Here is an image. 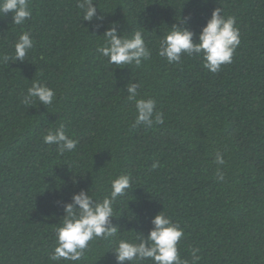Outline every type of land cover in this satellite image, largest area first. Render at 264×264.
Masks as SVG:
<instances>
[{
	"label": "trees",
	"instance_id": "trees-1",
	"mask_svg": "<svg viewBox=\"0 0 264 264\" xmlns=\"http://www.w3.org/2000/svg\"><path fill=\"white\" fill-rule=\"evenodd\" d=\"M29 3L22 25L0 15V57H9L0 60V264H52L58 202L80 190L102 200L122 174L131 188L114 204L120 231L90 241L73 264H116L118 241L138 242L161 211L183 229L177 249L188 264H264V0H92L100 28L83 21L78 0ZM216 8L240 32L231 64L210 73L195 55L177 64L158 55L179 18L198 34ZM113 23L122 35L142 31L151 56L139 67L109 65L97 51ZM24 32L34 46L15 61ZM35 81L54 90L51 105L23 103ZM130 82L137 99L156 101L163 124L132 126ZM61 125L78 142L72 152L43 142Z\"/></svg>",
	"mask_w": 264,
	"mask_h": 264
},
{
	"label": "clouds",
	"instance_id": "clouds-1",
	"mask_svg": "<svg viewBox=\"0 0 264 264\" xmlns=\"http://www.w3.org/2000/svg\"><path fill=\"white\" fill-rule=\"evenodd\" d=\"M77 6L84 11L83 21L92 23L97 21L95 27L103 26V17L97 16V8L92 0H78ZM11 13L12 21L16 25H22L30 19L32 12L29 0H0V15ZM190 17L178 19L165 35L159 45L158 55L166 59L169 64H177L182 55L189 57L195 55L202 59V66L210 73H217L223 65L231 64L233 54L240 44V32L234 16H225L220 8L211 12L198 34L190 31L186 25ZM118 25L113 23L103 32L104 45L97 48L101 56L107 59L109 65L117 68L134 65L139 67L143 61L151 56V49L145 44L142 31H135L130 36L122 35L117 31ZM195 36V42H194ZM34 46L29 32L22 33L14 44V60L24 61L25 57ZM8 56L0 57L7 61ZM140 85L128 83L126 91L127 99L134 102L136 116L133 127H151L154 124L164 123L163 113L157 110L154 99H137ZM56 98L53 89L35 81L27 89L23 103L29 105L36 101L38 105H51ZM43 142L56 145L61 154L72 152L77 141L65 134L64 126L49 130L43 137ZM215 163L224 165L223 154L217 151ZM153 168L157 164L152 165ZM217 180L223 181L224 174L217 168ZM131 188V177L119 175L110 182L108 195L102 200H94L89 191L80 190L71 196L68 203L58 202L63 209V216L59 226L55 228L56 246L49 256L52 264H58L64 260L68 264L78 262L84 256L90 241L94 239L108 240L115 237L120 231L112 221L114 219V204L118 197L126 194ZM151 228L145 236L136 233V241L128 242L121 239L118 246L112 252L116 264H141L151 260L152 264H188L181 260L177 244L184 235L183 229L163 212L156 214L150 221ZM199 249L192 250L194 259Z\"/></svg>",
	"mask_w": 264,
	"mask_h": 264
}]
</instances>
